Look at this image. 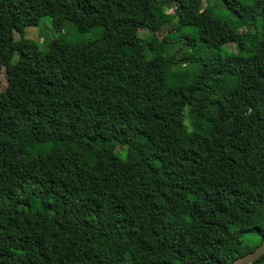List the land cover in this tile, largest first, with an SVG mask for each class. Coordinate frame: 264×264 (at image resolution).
<instances>
[{
  "label": "trees",
  "instance_id": "obj_1",
  "mask_svg": "<svg viewBox=\"0 0 264 264\" xmlns=\"http://www.w3.org/2000/svg\"><path fill=\"white\" fill-rule=\"evenodd\" d=\"M44 17L99 35L44 51L23 37ZM0 59V264H231L264 243V0H0Z\"/></svg>",
  "mask_w": 264,
  "mask_h": 264
},
{
  "label": "rangeland",
  "instance_id": "obj_2",
  "mask_svg": "<svg viewBox=\"0 0 264 264\" xmlns=\"http://www.w3.org/2000/svg\"><path fill=\"white\" fill-rule=\"evenodd\" d=\"M213 0H211L212 2ZM158 12V36L160 39L167 36L169 33L173 34L172 32L178 22V19L174 17L175 9H169V10H163L162 6L157 7ZM172 32V33H171ZM98 32H92L88 34H80L78 33L75 25L72 23H67L65 28L63 29V32H56L52 25V18L50 17H44L40 21L39 25L36 27H30L25 30V33L23 34V37L25 39H30L35 41L40 49L46 50L49 43L58 38L59 36H62L64 39L69 41L70 43H84L91 41L95 39L98 36ZM16 41L21 39V35L16 34L15 35ZM236 45L239 49H243L245 45V39L239 38V40L236 42ZM237 47L234 46L233 48L237 50ZM231 49V48H229ZM16 61V59H14ZM189 66L188 63L182 64L183 68H187ZM7 74L4 64L2 63L0 59V92L4 91L7 88ZM249 241V238H247ZM252 243V241L250 240Z\"/></svg>",
  "mask_w": 264,
  "mask_h": 264
},
{
  "label": "water",
  "instance_id": "obj_3",
  "mask_svg": "<svg viewBox=\"0 0 264 264\" xmlns=\"http://www.w3.org/2000/svg\"><path fill=\"white\" fill-rule=\"evenodd\" d=\"M264 256V243L257 247L253 252L241 257L231 264H253Z\"/></svg>",
  "mask_w": 264,
  "mask_h": 264
}]
</instances>
